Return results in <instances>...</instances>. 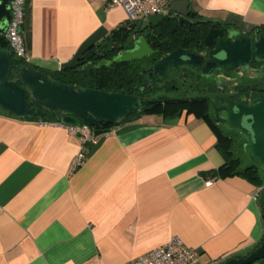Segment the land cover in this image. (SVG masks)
Here are the masks:
<instances>
[{
	"label": "crops",
	"instance_id": "0c3cea01",
	"mask_svg": "<svg viewBox=\"0 0 264 264\" xmlns=\"http://www.w3.org/2000/svg\"><path fill=\"white\" fill-rule=\"evenodd\" d=\"M186 1L204 21L246 34L264 28V0ZM127 24L107 0H27L25 62L57 73ZM92 133L97 142L83 145L67 126L0 110V264H126L175 236L198 252L194 264L257 248L262 194L254 200L248 181L217 177L223 158L201 118L143 115Z\"/></svg>",
	"mask_w": 264,
	"mask_h": 264
},
{
	"label": "water",
	"instance_id": "95a60500",
	"mask_svg": "<svg viewBox=\"0 0 264 264\" xmlns=\"http://www.w3.org/2000/svg\"><path fill=\"white\" fill-rule=\"evenodd\" d=\"M189 2L172 1L168 6V15L186 17ZM10 19L9 0H0V35H4ZM173 20V18H168ZM129 33L131 29H126ZM211 31L203 44L209 49L206 55L188 52L177 48L156 61L148 72L163 77L167 69L175 70L185 67L199 71L202 78H213L217 87L224 91L238 83L239 79L226 81L215 76L213 71H233L237 69L242 75L251 73L253 78L264 79V32L256 30L255 37L243 36L241 31L232 29L227 32V41L215 42L223 32ZM153 51L143 36L133 39L131 49L120 51L110 60H101L96 64L87 63L77 72L110 68L114 64L127 63L149 57ZM259 69L251 70L252 64ZM13 59L9 49H0V110L16 119H42L47 112L60 114V123L64 126L78 128L81 125L93 128L102 123L117 125L127 118L137 115L155 105L154 101L143 99L138 95L107 93L98 90L78 88L49 78L38 69L22 65L16 69L17 81L11 79ZM144 83L142 86H145ZM156 88V86H154ZM31 100L33 107L28 106ZM217 111L220 116L214 122L225 130L235 132L244 140L251 162L256 164L264 175V98L253 102L233 99L222 103ZM264 197V187L262 190ZM264 259V240L251 253L243 258H233L223 264H255Z\"/></svg>",
	"mask_w": 264,
	"mask_h": 264
},
{
	"label": "trees",
	"instance_id": "16d2710c",
	"mask_svg": "<svg viewBox=\"0 0 264 264\" xmlns=\"http://www.w3.org/2000/svg\"><path fill=\"white\" fill-rule=\"evenodd\" d=\"M130 27H133V25L127 24L126 26L118 28L104 41L85 50L80 54L76 60V64L73 66L67 67L53 74H48L41 70L39 71L46 74L49 78L66 84L74 89L85 88L107 93L132 95L134 85L143 79V74L141 72V63L143 61L134 60L127 63L114 64L110 68L103 67L99 70L77 72V68L87 63L96 64L101 60H110L115 57L119 51L125 49L123 39L127 36L126 29ZM257 30L264 31V28ZM158 47L159 54L165 55L178 48L179 44L177 41H172L170 43L167 42L159 44ZM4 48L8 49V44L4 35H0V49ZM11 57L13 59L11 79L18 82L16 69L22 65L28 66V64L23 60L16 59L12 54ZM156 60L157 59H153L152 61ZM28 106H34L30 99L28 100ZM183 112L193 114L196 117L201 118L215 135L217 140L216 148L223 158V164L218 169L217 177H239L248 181L257 188L264 187V175L260 171L259 167L250 161L247 149L243 148L244 140L239 134L229 132L225 130L222 125L213 121L212 117L214 116V110L212 104L204 97L198 96L194 98L173 99L163 103L157 102L156 105L143 110L137 115L130 116L125 121H130L143 115H156L170 120L179 117ZM7 115L9 116V114ZM61 117L62 116L58 113L47 112V115L42 119L31 118L24 120L60 123ZM113 125L114 124L110 123H102L91 128V130H93L96 134H102ZM260 209L263 226V238L259 245L264 240L263 196H261ZM255 264H264V259L256 262Z\"/></svg>",
	"mask_w": 264,
	"mask_h": 264
},
{
	"label": "flooded vegetation",
	"instance_id": "af4514ba",
	"mask_svg": "<svg viewBox=\"0 0 264 264\" xmlns=\"http://www.w3.org/2000/svg\"><path fill=\"white\" fill-rule=\"evenodd\" d=\"M171 17L173 18V20L168 19ZM162 18L163 19L157 25L148 26L143 29L140 28L136 29L135 27L127 28V29H131V32L128 33L126 31L127 36L124 37L125 39H123L125 49L123 50L131 49L133 39L135 37L143 36L146 39L147 43L150 45V47L153 49V51H158L157 53L155 52L153 55L149 57H144L138 60V61H143L141 63L142 65L141 72L143 74V79H141L138 83L134 85L132 95H138L143 99L154 101L155 105L157 104V102L163 103L165 101L173 100V99H185L187 97L185 98L165 97L166 94H164V91L167 92L174 91L176 89L175 83H173V85L167 84L166 85L168 86L167 89H165L164 87L159 88V83L163 80L164 81L167 80L168 75H173L176 74L178 71L183 70L185 74L183 73L184 75H182L181 77L185 76L186 73L197 74V80L200 81L202 87H204L200 89L201 93L204 90L205 92L208 93L207 95H205L206 97L204 96L202 97L208 99L212 104L214 110V116L212 117L213 121L220 116V113L217 111V108L222 103H227L233 99L247 101L250 103L255 100L264 98V79H260L259 81L253 78V75L251 73H245L242 75L237 69L233 71L212 72L215 76H218L219 78L226 81H233L235 79H239L238 83L234 84L233 86H229L224 91L222 90V88L216 86L213 78L210 79L202 78L199 75V71H192L185 67H178L175 70L167 69L163 77L161 76L156 77L152 73L148 72V69L156 61L160 60L164 56L159 54V49H158L159 44L177 41V43L179 44L178 48H182L188 52H192V53L195 52L206 55L209 49L204 46L203 41L211 31H215L216 33H219L218 31L223 32L221 38L218 36L216 37L215 42H218L219 40L221 41L229 40L226 38L227 32L233 29V27H229L227 25L213 24L209 21H204L190 11H188V15L186 17L167 15L165 17L162 16ZM259 31L264 32L261 30ZM242 35L250 38H254L255 32L248 34L242 33ZM153 59H157V60L152 61ZM259 67H260L259 65L254 63L251 65V70H257L259 69ZM144 83H146V85L142 86ZM154 86H156V88H154ZM160 89H162V91ZM190 91L199 92V89H197V87H193L190 89Z\"/></svg>",
	"mask_w": 264,
	"mask_h": 264
},
{
	"label": "built area",
	"instance_id": "2783aa9c",
	"mask_svg": "<svg viewBox=\"0 0 264 264\" xmlns=\"http://www.w3.org/2000/svg\"><path fill=\"white\" fill-rule=\"evenodd\" d=\"M26 3L27 0H9L10 19L4 34L10 54L23 61L26 60V51L21 33L25 19ZM107 8H122L127 14L129 24L133 25L138 18L164 16L168 8V0H107ZM56 125L64 126L61 123H56ZM67 127L77 132L83 145L97 142V137L93 135L91 128L82 125L78 128ZM85 156L83 151L77 154L72 162L73 170L82 164ZM262 190L263 187L258 188L253 197L254 200L260 197ZM197 256V251L185 246L175 236L164 245L143 253L126 264H194Z\"/></svg>",
	"mask_w": 264,
	"mask_h": 264
},
{
	"label": "rangeland",
	"instance_id": "374dc122",
	"mask_svg": "<svg viewBox=\"0 0 264 264\" xmlns=\"http://www.w3.org/2000/svg\"><path fill=\"white\" fill-rule=\"evenodd\" d=\"M185 72L183 70L178 71L176 74L173 75H168L167 80H163L159 83V88L164 87L165 89H167L168 86H166L167 84L169 85H173V83H175V87L176 89L174 91H164L165 97H187V98H192V97H196V96H204L207 95L208 93L205 92V90L201 93L202 85L200 83V81L197 80V74L196 73H186L185 76L181 77L182 75H184ZM181 77V78H180ZM185 78V79H182ZM175 81V82H173ZM178 81V82H177ZM193 87H197V89H199V92H192L190 91L191 88ZM162 91V89H160Z\"/></svg>",
	"mask_w": 264,
	"mask_h": 264
}]
</instances>
